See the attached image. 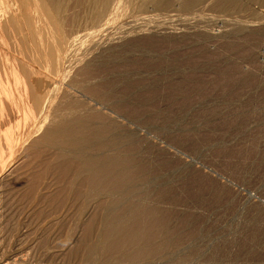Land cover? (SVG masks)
Instances as JSON below:
<instances>
[{
	"label": "rangeland",
	"instance_id": "rangeland-1",
	"mask_svg": "<svg viewBox=\"0 0 264 264\" xmlns=\"http://www.w3.org/2000/svg\"><path fill=\"white\" fill-rule=\"evenodd\" d=\"M107 1L74 31L91 33L84 59L29 138L20 111L10 121L20 131L8 137L27 142L12 159L0 142V261L264 264V0H144L136 10ZM84 68L98 79L85 92L98 105L76 117L85 130L71 129L74 118L65 127L74 146L51 143L43 133ZM110 122L132 133L129 157L113 153L131 168L91 181L83 158L93 148L82 142L99 128L110 135Z\"/></svg>",
	"mask_w": 264,
	"mask_h": 264
},
{
	"label": "bare ground",
	"instance_id": "bare-ground-1",
	"mask_svg": "<svg viewBox=\"0 0 264 264\" xmlns=\"http://www.w3.org/2000/svg\"><path fill=\"white\" fill-rule=\"evenodd\" d=\"M0 2V142L3 140L4 143H6L4 145L8 146L7 149H9L11 158L14 157V153L16 152L15 148L18 146H15V144L20 143L18 142L20 140L19 136H23L22 134L24 133L20 134V132H18L20 130L15 128L17 123L14 124L13 128V122L10 121L15 122L17 116H19L17 114H19L20 111L22 113V123L25 128H27V135L25 134L26 136H24L25 139L29 138L32 131H34L33 127H35L31 125V121L34 122L37 115L41 118L43 114L49 111L57 98V95L54 96L52 93L53 88L58 86L56 87L58 88V91L59 87L66 81L65 78L68 79V77L71 76L72 71L75 70L79 63L84 59L81 57L82 55L78 56L79 54H77V51L80 47H82L84 39H87L91 33L83 30L84 32H81L82 35H78L74 31L90 25L92 26V24L102 16L103 10L105 7L107 8L108 1L6 0V6L5 4H2V0ZM117 2L119 3V0H117ZM194 2L200 3V0H194ZM1 4L5 7L1 6ZM144 4V0H133V9H140L144 6ZM69 10L72 11V15L70 16H68L67 13ZM36 18L41 21L42 24H44L43 22L46 23L48 26L46 28H49L50 30L48 33L49 35L51 34L50 36L46 33L48 31L43 32L45 30L44 27H42L43 29H37L38 27L34 24ZM37 23L40 24V22ZM65 26L70 27V31H66L69 29H66L67 27L65 28ZM80 50H82V48H80ZM133 53H136V50H134ZM112 54L116 55L117 53L113 52ZM109 55H111V53ZM74 57L75 59H73ZM108 62L109 58L104 61L103 65L105 66ZM84 69L82 71L80 70L81 72L76 74V76H74L73 79L66 84L65 92L67 95L64 96L67 97H64L65 100L62 103L64 104L62 106L64 108H58L59 111L57 110L54 118L52 117L48 130L43 133L42 137L51 143L53 142L57 144L63 143L64 141L68 144L72 143L74 146L75 144L72 142V139L67 140L65 127L67 129L70 119L74 118L71 129L75 131L76 128L79 127V124L77 125V123L83 118L82 113H84L85 110L86 112L88 111V115L91 114V112L94 113L92 103L94 102V104H97V101L95 98L88 97L90 92L87 93L88 95H86L85 92H87V90L92 91L91 89L99 90L100 87L96 83L98 82V79L90 74L91 72H87L88 68ZM113 87H116V85ZM112 89L110 92L107 90L108 93L104 94V91L102 94L108 95L112 93ZM10 110L13 113L12 117L14 120H10L12 117L9 118L10 115H8L7 122H4V116L7 115L5 112ZM81 114V119L76 118ZM8 122L10 123L7 125ZM35 122L33 123L34 125L36 124ZM1 123H3V126H1ZM110 123L111 124L109 125L111 129L107 127L110 129V135H106L108 134L106 131L101 134V131L99 132V128L96 132L95 139H84L82 142L84 149L93 148V152L83 158V164L87 166V170L85 172L89 173L87 177L90 176V178H92L91 181L100 178V172H102L103 168L111 169L114 167L121 170L126 169L127 167L128 169L131 168L128 165L129 161L125 155L116 157L113 153H119L120 150L121 154H125L128 152L126 151L124 153L123 149L125 147H133L131 146L132 144L128 145L125 143V139L129 138L132 133L126 130L124 131V129H122L124 127L118 128L114 122ZM120 124L122 125V123ZM7 127L8 129L5 130ZM11 128L18 130L17 132L20 134L18 136L16 135L18 140L16 141L18 143L15 142V139L13 141L12 138L8 137V132L11 131ZM80 128L83 130L86 129L84 124ZM80 128H78L75 133L79 132ZM17 132L14 133L16 134ZM11 137L14 138V136ZM72 138H75V136ZM23 139L24 137L21 139L20 145L23 144ZM1 148L2 147L0 146V149ZM17 148H19V146ZM139 150L141 151L143 148H140ZM129 155L130 154L127 153V157H129ZM7 261L8 260L6 258H3V260L0 261V264H10Z\"/></svg>",
	"mask_w": 264,
	"mask_h": 264
}]
</instances>
